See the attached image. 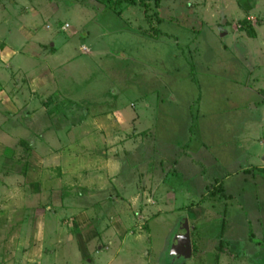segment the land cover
<instances>
[{
    "label": "rangeland",
    "instance_id": "374dc122",
    "mask_svg": "<svg viewBox=\"0 0 264 264\" xmlns=\"http://www.w3.org/2000/svg\"><path fill=\"white\" fill-rule=\"evenodd\" d=\"M0 264H264V0H0Z\"/></svg>",
    "mask_w": 264,
    "mask_h": 264
},
{
    "label": "water",
    "instance_id": "95a60500",
    "mask_svg": "<svg viewBox=\"0 0 264 264\" xmlns=\"http://www.w3.org/2000/svg\"><path fill=\"white\" fill-rule=\"evenodd\" d=\"M225 22V19L222 20ZM192 229L189 226L188 220L183 218L178 231L175 233V241L170 247V253L183 255L188 257L191 255V239H190V230Z\"/></svg>",
    "mask_w": 264,
    "mask_h": 264
},
{
    "label": "trees",
    "instance_id": "16d2710c",
    "mask_svg": "<svg viewBox=\"0 0 264 264\" xmlns=\"http://www.w3.org/2000/svg\"><path fill=\"white\" fill-rule=\"evenodd\" d=\"M114 1V0H113ZM128 2H132L133 0H127ZM116 3V2H115ZM117 7H115V9H116Z\"/></svg>",
    "mask_w": 264,
    "mask_h": 264
}]
</instances>
